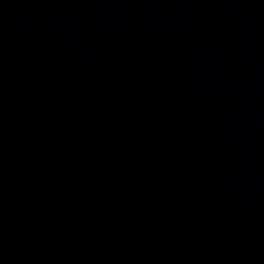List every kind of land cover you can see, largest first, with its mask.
I'll return each instance as SVG.
<instances>
[{
  "label": "water",
  "instance_id": "1",
  "mask_svg": "<svg viewBox=\"0 0 264 264\" xmlns=\"http://www.w3.org/2000/svg\"><path fill=\"white\" fill-rule=\"evenodd\" d=\"M0 264H264V0H0Z\"/></svg>",
  "mask_w": 264,
  "mask_h": 264
}]
</instances>
